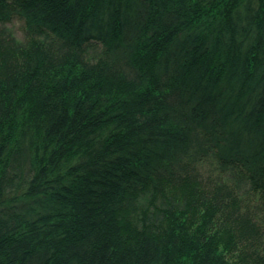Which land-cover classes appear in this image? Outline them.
Here are the masks:
<instances>
[{
  "label": "trees",
  "instance_id": "trees-1",
  "mask_svg": "<svg viewBox=\"0 0 264 264\" xmlns=\"http://www.w3.org/2000/svg\"><path fill=\"white\" fill-rule=\"evenodd\" d=\"M0 264H264V0H0Z\"/></svg>",
  "mask_w": 264,
  "mask_h": 264
},
{
  "label": "rangeland",
  "instance_id": "rangeland-1",
  "mask_svg": "<svg viewBox=\"0 0 264 264\" xmlns=\"http://www.w3.org/2000/svg\"><path fill=\"white\" fill-rule=\"evenodd\" d=\"M1 28H6L12 35H14L18 40L24 41L25 39V24L21 19H14L13 21L7 23ZM102 46L100 44L92 43L88 46V54L95 55L100 51Z\"/></svg>",
  "mask_w": 264,
  "mask_h": 264
}]
</instances>
